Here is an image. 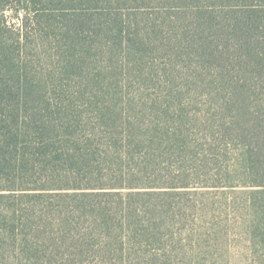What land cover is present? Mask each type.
Returning a JSON list of instances; mask_svg holds the SVG:
<instances>
[{
	"label": "trees",
	"instance_id": "16d2710c",
	"mask_svg": "<svg viewBox=\"0 0 264 264\" xmlns=\"http://www.w3.org/2000/svg\"><path fill=\"white\" fill-rule=\"evenodd\" d=\"M171 77L197 128L136 95ZM194 175L264 264V0H0V259L158 256Z\"/></svg>",
	"mask_w": 264,
	"mask_h": 264
},
{
	"label": "rangeland",
	"instance_id": "374dc122",
	"mask_svg": "<svg viewBox=\"0 0 264 264\" xmlns=\"http://www.w3.org/2000/svg\"><path fill=\"white\" fill-rule=\"evenodd\" d=\"M181 71L180 73L178 72V79L175 80L176 85H179V87L180 83L187 81L183 78L184 75ZM163 80L160 78V81ZM165 81L157 85H149V87L144 88L145 91L144 89L136 91V95L150 102H156L159 108H163V110H166L168 102L171 103L173 109L182 106V102L185 105V112L183 111L182 115H189V121H194L191 125L196 127V115L200 114L201 111H209L210 109V106H206L209 103V99L205 97L206 95L202 97L203 89L197 86L196 81L190 80L188 82L194 87L190 93L184 96L171 95L168 85L172 84V77L167 79V83ZM129 83L135 82L130 81ZM132 114L135 115V111ZM171 115L173 116L172 113ZM167 119L168 117L164 116L161 122L166 123ZM195 133L201 135L198 130ZM213 172L217 174L216 171ZM168 178H164L160 184L166 182L168 185L173 184L178 189H155L153 191L156 193H159V191L172 192L173 196L171 199L176 207L180 206L181 211L175 222H170L167 225L169 228L165 231L167 234L163 240L165 247L160 251H156L158 256L149 257L146 254L144 258H133L130 261L123 262L118 261V258H113L111 259L112 263L102 261V258L92 257L93 260L84 264H247L245 256L241 254L242 251L234 248V245L240 246L239 244L243 241L242 238L236 235V220L232 219L231 221L228 219L226 222L228 224L221 225V219L224 221L221 203L225 205L226 199L234 197L230 189L219 190V193H223L224 196L210 195L214 201L207 203L204 198H201L203 197L202 194L207 191V189L201 187V184L206 181H203L199 176L194 175L190 181L188 179L173 181L170 180V176ZM193 182L200 185L196 187L192 185L190 186L192 188L187 189L183 188L185 184ZM157 184L159 183L157 182ZM208 190L212 191V189ZM216 201H218L217 204L214 203ZM230 244L231 246L229 247ZM151 252L153 251L149 250L148 253ZM0 264H10V260L0 259Z\"/></svg>",
	"mask_w": 264,
	"mask_h": 264
}]
</instances>
